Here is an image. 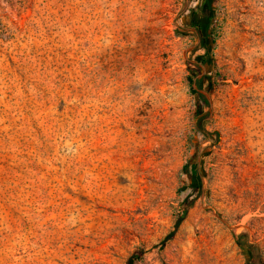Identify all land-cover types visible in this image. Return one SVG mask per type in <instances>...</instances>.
Wrapping results in <instances>:
<instances>
[{
    "label": "rangeland",
    "instance_id": "374dc122",
    "mask_svg": "<svg viewBox=\"0 0 264 264\" xmlns=\"http://www.w3.org/2000/svg\"><path fill=\"white\" fill-rule=\"evenodd\" d=\"M239 234L264 259V0H0V264H245Z\"/></svg>",
    "mask_w": 264,
    "mask_h": 264
},
{
    "label": "trees",
    "instance_id": "16d2710c",
    "mask_svg": "<svg viewBox=\"0 0 264 264\" xmlns=\"http://www.w3.org/2000/svg\"><path fill=\"white\" fill-rule=\"evenodd\" d=\"M208 25H209V21H208ZM187 80H188V83L192 82L190 77H188ZM191 91L195 93L193 89H191ZM198 96L201 97V95H198ZM193 202H194L193 199L183 201V208H182L181 214L176 219L174 226H173V230L170 231L161 241V247H163L165 243H167L174 237L178 227L180 226L182 221L187 216L188 210L191 208ZM243 236H244L243 234H239L238 236H236V240H237L239 247L244 248L248 251V257H247L245 264H264V259L261 256V253L258 247L256 245L246 243V241H242ZM145 252H146V249L143 246L136 248L129 254L124 264H138L142 260Z\"/></svg>",
    "mask_w": 264,
    "mask_h": 264
}]
</instances>
